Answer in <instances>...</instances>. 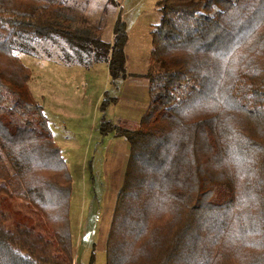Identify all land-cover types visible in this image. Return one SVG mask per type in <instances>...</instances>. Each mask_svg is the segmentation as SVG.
Wrapping results in <instances>:
<instances>
[{
  "label": "trees",
  "instance_id": "16d2710c",
  "mask_svg": "<svg viewBox=\"0 0 264 264\" xmlns=\"http://www.w3.org/2000/svg\"><path fill=\"white\" fill-rule=\"evenodd\" d=\"M65 1L0 0V264H72L70 173L16 54L24 36L86 45ZM156 5L146 106L98 124L127 143L104 264H264V0ZM95 41L124 78L119 13Z\"/></svg>",
  "mask_w": 264,
  "mask_h": 264
},
{
  "label": "rangeland",
  "instance_id": "374dc122",
  "mask_svg": "<svg viewBox=\"0 0 264 264\" xmlns=\"http://www.w3.org/2000/svg\"><path fill=\"white\" fill-rule=\"evenodd\" d=\"M157 1L66 0L61 14L86 38L84 46L52 35L18 38L22 48L16 54L29 70L28 88L43 109L70 173L69 226L76 246L75 264H87L90 253L93 264H104V242L127 143L111 131L101 135L98 124L101 120L115 124L126 121L129 128H134L146 106L149 31L159 18ZM119 8L128 33L125 76L112 81L106 70L107 60L83 30L88 22H99L100 27L92 28L91 33L95 29L107 41L109 18L112 20ZM104 91L115 101L100 111ZM59 131L64 141L57 140Z\"/></svg>",
  "mask_w": 264,
  "mask_h": 264
},
{
  "label": "crops",
  "instance_id": "0c3cea01",
  "mask_svg": "<svg viewBox=\"0 0 264 264\" xmlns=\"http://www.w3.org/2000/svg\"><path fill=\"white\" fill-rule=\"evenodd\" d=\"M117 4V3H116ZM95 5H97V6H99L97 3H95ZM95 7V6H94ZM113 7V6H112ZM115 7V6H114ZM117 7V6H116ZM115 16L112 18V20L109 18V21H108V24H109V27H110V36H109V38L107 39V41H103V34H101V33H97L96 31L97 30H95L94 29V33H91V29L92 28H95V27H100V24H99V22H96L94 25H91V23H87L86 24V26H87V28L85 29V30H83V31H85V32H87L88 31V37L91 39L90 40V44L93 46V47H98L97 45H96V39H100V40H102L103 42H110L111 41V28H112V24H113V22H114V20H115V18H116V16H117V14L119 13V15H120V17H121V9L119 8V9H115ZM111 21V23H109ZM71 22V21H70ZM85 23L83 22L81 25H84ZM152 25V24H151ZM150 25V26H151ZM127 39H128V33H127V31H126V41H127ZM126 41H125V44H126ZM125 44H124V46H125ZM149 52V51H148ZM123 53H124V48H123ZM148 56H149V54H148ZM124 61H126V58H125V54H124ZM92 67V66H91ZM89 68V67H88ZM93 68V67H92ZM124 68H125V63H124ZM107 70V69H106ZM146 72V71H145ZM108 73V72H107ZM51 130V129H50ZM60 132V131H59ZM51 133H52V131H51ZM115 135V134H114ZM52 137H53V135H52ZM57 140L58 141H64L63 140V138L61 137V132L58 134V136H57ZM56 142V141H55ZM57 145H58V143H57ZM59 146V145H58ZM59 148H60V146H59ZM60 151H61V148H60ZM71 242H72V240H71ZM77 247H78V243H77ZM76 248V246L74 245V244H72V264H75L74 263V260H73V253H74V249Z\"/></svg>",
  "mask_w": 264,
  "mask_h": 264
}]
</instances>
